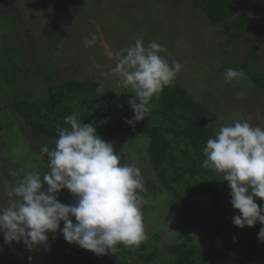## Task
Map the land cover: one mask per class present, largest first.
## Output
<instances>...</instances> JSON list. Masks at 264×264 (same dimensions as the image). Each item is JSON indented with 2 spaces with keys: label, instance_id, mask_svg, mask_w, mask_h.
I'll list each match as a JSON object with an SVG mask.
<instances>
[{
  "label": "rangeland",
  "instance_id": "rangeland-1",
  "mask_svg": "<svg viewBox=\"0 0 264 264\" xmlns=\"http://www.w3.org/2000/svg\"><path fill=\"white\" fill-rule=\"evenodd\" d=\"M46 1L49 5L56 4L60 10L56 19L59 21L58 27L53 35L56 41L49 40L50 25L54 20L47 22L44 15L32 28L34 39L29 38L31 44L14 48V45L23 42V34L29 33L19 26L23 21L19 20L15 22L11 33L3 35L2 41L1 31L9 25V21L0 14L2 192L10 188L7 183L13 186L18 182H4L12 180L10 171L17 172L23 178L29 172L43 173L48 170L47 161L41 153L45 140L26 138L21 127L24 119L8 99L9 95H24L20 89L28 88L30 84H34V89L37 88L35 92L40 90V85L31 80V75L38 70L32 63L36 56L53 64V80H46L47 83H60L68 78L91 79L98 82L100 92L128 97L134 93L123 86L118 74L113 71L115 60H109L106 53L129 47L137 39H142L145 46L156 41L163 46L164 50L160 54L169 63L178 60L183 66L173 84H181L196 100L205 104L209 111V123L216 131L223 124L239 117L247 119L254 126H264V89L249 79L247 71L243 70L246 78L231 84L223 82V74L219 71L226 63L245 62L252 71L264 72V44H259L257 48V60L250 54L252 46L259 40L254 28H247L239 38H229L231 31L235 30L231 19L216 23L194 7L192 0ZM241 6L249 14V22L253 25L257 23L256 16L264 12V0H241ZM43 10L45 12V8ZM93 35L97 37L95 44L85 47L84 39H90ZM248 36L252 39H246ZM237 39H240L239 47L234 52L233 42ZM241 91L246 93L244 97H239ZM112 143L115 151L120 153L122 163H135L140 169L142 189L138 190V194L143 200L147 250L140 246L126 248L120 245L115 254L97 256L88 250L89 257H68L67 247L49 246L35 257L32 264H89L88 258L93 264H174L166 250L169 243L180 241L187 234L192 235L194 241L201 239L203 226L194 225L192 220L185 219L186 211L178 202H171L170 192L158 182L151 164L148 135L123 133ZM57 198L67 205L74 203V197L67 189L59 193ZM0 204H6L4 196H0ZM261 205L264 207V201ZM235 214H238L237 210ZM214 218L216 220L218 215L215 214ZM204 223L207 225L209 221ZM258 240L261 248L264 242ZM14 243L5 244L4 235L0 232V264L4 252H14V248H18ZM154 247H158L159 256L149 263H143L139 253L150 252ZM233 259L220 258L213 264H234ZM256 264H264L263 249L257 255Z\"/></svg>",
  "mask_w": 264,
  "mask_h": 264
},
{
  "label": "clouds",
  "instance_id": "clouds-1",
  "mask_svg": "<svg viewBox=\"0 0 264 264\" xmlns=\"http://www.w3.org/2000/svg\"><path fill=\"white\" fill-rule=\"evenodd\" d=\"M96 39L95 35L85 38L84 46L92 47ZM163 50L156 41L145 46L137 39L129 47L106 53L109 60H115L113 71L123 86L134 93L129 101L134 116L126 120L130 125L146 118L153 97L182 70L178 60L169 63L160 54ZM244 78L240 69L229 67L223 73L227 84ZM64 124L68 127L56 129L55 146L41 147L48 170L26 173L5 189L7 202L0 204L5 244L23 242L31 250L33 245H47L49 233L54 239L60 233L69 244L97 256L115 254L120 245L139 246L146 239L143 200L138 194L140 169L135 163H122L113 143L98 135L92 124L81 122L77 114L65 116ZM203 154L202 167L222 175L228 184L231 205L238 212L232 218L234 226L243 229L259 223L258 239L264 242V208L257 203V198L264 201V126H254L243 117L225 123L207 140ZM65 189L74 197L71 205L57 198Z\"/></svg>",
  "mask_w": 264,
  "mask_h": 264
},
{
  "label": "trees",
  "instance_id": "trees-1",
  "mask_svg": "<svg viewBox=\"0 0 264 264\" xmlns=\"http://www.w3.org/2000/svg\"><path fill=\"white\" fill-rule=\"evenodd\" d=\"M178 1L180 0H175ZM192 4L216 23L231 19L235 30L231 31L229 38L232 36L239 38L245 34L247 28H254L255 36L259 40L252 46L250 54L254 60L258 59L257 48L259 44H264V12L256 16L257 23L253 25L249 22V14L241 8V0H192ZM32 8L35 16L32 19L29 15L30 18L25 20V24L28 26L38 16L45 15L47 22L54 20L53 23L50 22L49 40L56 41L53 35L56 34L59 23L56 21L60 13L58 6L47 4L46 0H34ZM19 24L23 25L21 22ZM22 37L24 43L32 38L27 34H23ZM246 39L251 40L252 37L248 36ZM239 40L233 42L234 52L238 50ZM32 63L38 70L31 75V80L40 85L38 87L40 90L35 92L37 88L34 89V84H30L28 88L20 89L24 95L8 96L10 103L14 108H18L24 119L21 127L27 139L29 137L45 140L44 145L53 148L58 138L57 127H68L64 124V118L74 113L81 122L92 124L98 135L111 142L123 133H145L149 138L151 164L158 182L170 192L171 202H178L186 211L185 219L192 220L194 225L203 226L202 236L198 242L193 240L192 235L187 234L180 241L166 246V250L172 256V262L213 264L220 258H234V264H256L257 255L261 249L264 250V245L259 247V223L255 227L243 229L234 226L232 218L236 215V210L231 205L227 182L223 180L222 175L202 167L206 158L203 148L207 140L214 138L217 132L209 123V111L205 104L196 100L181 84L172 83L157 97H153L152 111L146 118L130 125L126 120L134 116L129 104L133 94L127 97L100 92L98 82L91 79L68 78L60 83H47L46 80H53V64L37 56ZM229 67L247 71L249 79L260 89H264V72H254L247 63L235 62L224 64L219 70L220 73L223 74ZM0 129L3 131L1 126ZM2 139L3 136H0V140ZM42 155L47 161L46 155ZM2 168L0 164V170H3ZM10 173L12 180L4 182L21 180L16 177L17 172ZM2 181L0 180V183ZM7 184L9 187L12 186L10 183ZM0 196H4L7 202V196L1 189ZM261 202L257 199V203L264 208ZM215 214L218 215L216 220ZM206 220L209 221L207 225L204 223ZM48 236L47 245L40 247L33 245L31 250L23 242H15L18 248L15 250L13 247L14 252L8 250L4 252L1 264H32L35 257L44 249L58 245L67 247L68 257L90 256L88 250L69 244L60 233L56 234L55 239L52 233ZM139 246L143 250L148 248L145 241ZM139 255L143 263H149L159 256V249L154 247L150 252L141 251ZM88 260L89 264H93L89 258Z\"/></svg>",
  "mask_w": 264,
  "mask_h": 264
},
{
  "label": "flooded vegetation",
  "instance_id": "flooded-vegetation-1",
  "mask_svg": "<svg viewBox=\"0 0 264 264\" xmlns=\"http://www.w3.org/2000/svg\"><path fill=\"white\" fill-rule=\"evenodd\" d=\"M33 0H0V14L2 15V17H4L6 19V21H9V25L6 27H3L2 29V41H3V35H7L9 33H11L10 31H12L14 29V24H16L15 22L19 21V20H24L21 21V23L23 25L25 24V20H27L29 15L32 17L35 16L33 14V9L32 5H33ZM40 16H38V18L33 22L31 21V23L27 26H23L21 25V28L23 27L24 31H27L29 34H27V36H31L32 39H34V34H32V28L34 27L35 24H38V19ZM31 19V20H32ZM45 19V18H44ZM46 20V19H45ZM29 42L24 43L22 42L19 45H14L15 47H19V46H23V47H28V44H31V41L28 40ZM33 41V40H32ZM33 43V42H32ZM33 47V44L31 45ZM14 53L19 54L20 52L18 51H14ZM18 179H22L21 176L17 175L16 176ZM0 180H3L0 176ZM19 182V180H16Z\"/></svg>",
  "mask_w": 264,
  "mask_h": 264
}]
</instances>
